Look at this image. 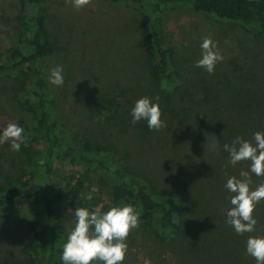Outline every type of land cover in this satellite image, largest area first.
<instances>
[{"label":"trees","instance_id":"16d2710c","mask_svg":"<svg viewBox=\"0 0 264 264\" xmlns=\"http://www.w3.org/2000/svg\"><path fill=\"white\" fill-rule=\"evenodd\" d=\"M98 1L122 5L139 15L149 80L144 89L136 79V86L130 87L128 94L120 93L122 103L113 98L107 100L109 108L103 113L108 125L106 141L68 132L60 120L57 92L48 82V60L57 44L46 26L47 0H16V43L0 53V80H3L0 90L8 100L11 91L16 96L20 115L14 123L24 129L26 138L14 153L5 152L0 146V215L3 209L14 205L30 206L35 226L19 248L26 264H63L60 257L67 234L60 222L64 205L70 203L89 212L131 205L139 214V232L162 247H171L183 234V215L189 200L197 199L194 205L200 210L199 203L206 200L204 195L195 194L197 185L192 184L205 183L206 144L209 151L229 156L224 144H231L237 136L252 140V131L264 132V118L260 113L245 115L246 111L238 110L233 101L221 99L217 89L220 82L209 79L227 70L226 61L231 57L227 49H219L223 61L216 64L213 73L195 66L201 58L202 38L210 36L217 44L209 32L193 26L197 32L188 34V47L184 49L180 46L182 41L175 43L162 36L167 11L188 9L210 18L211 21L204 20L209 25L237 23L248 32L264 37V0ZM71 93L75 96L72 89ZM145 96L159 104L166 128L149 130L144 120L132 123L131 109L136 100ZM104 101L103 97L94 99L88 110L95 112ZM229 113L231 116L225 121L223 116ZM135 143L148 147L145 149L148 152L153 149L162 152L159 174L151 172L137 158L142 148H133ZM193 156L204 170L193 171L188 176L191 182L188 190L177 187L176 181H171L173 186H170L155 179L184 174L185 159ZM5 167L11 171H2ZM260 210L263 213L264 205ZM260 210L253 215L264 225ZM202 229L192 222L195 264H215L211 262V250L220 246L212 242L210 246H215L212 249L205 243L199 247L203 234L196 232ZM240 249L235 253L239 260L235 259L238 264H244L246 250L243 245ZM231 262L237 264L232 256ZM246 263L256 264V261L251 257Z\"/></svg>","mask_w":264,"mask_h":264},{"label":"rangeland","instance_id":"374dc122","mask_svg":"<svg viewBox=\"0 0 264 264\" xmlns=\"http://www.w3.org/2000/svg\"><path fill=\"white\" fill-rule=\"evenodd\" d=\"M47 9L46 26L51 39L57 44L48 65L50 69L57 66L63 68V84L54 85L60 120L66 129H69L68 132L106 141L108 125H105L103 113L109 108L107 100L113 98L114 101L122 103L123 96L120 93L128 94L130 87L136 86V79L142 88L148 87L143 23L139 20V15L129 8L98 0H91L88 5L78 10L71 3H66V0H47ZM16 11V0H0V53L16 43ZM206 19L211 21L210 18L194 14L188 9L168 10L165 33L162 36L166 35L175 43L182 41L180 46L184 49L188 47V34L197 32L193 26L209 32L217 42V48L227 49L231 54L230 61H226L227 70H221L222 72L209 77L220 82L217 89L221 99L233 101L238 110L246 111L245 115L253 116L258 112L262 115L261 118H264V37L248 32L237 23L220 22L215 26L204 22ZM2 83L3 80H0V89ZM83 84L87 87L83 88ZM12 94L11 91L8 100L0 90V132L9 122L14 123L20 115L16 96ZM102 97L105 99L104 104L91 113L88 107L92 101ZM230 116L231 113L224 115V120ZM233 123L234 121L230 125ZM0 146L3 151L14 153L10 143ZM137 146L142 148L138 151L137 158L143 161L151 172L159 174L164 158L162 152L158 149L148 152L145 150L148 147L142 146L141 143H135L133 148L138 149ZM205 148V183H192L197 185L195 194L205 196L203 204L199 203L201 210L194 205L197 199L192 202L189 200L183 215V234L180 238L176 237L171 247H162L153 239L143 236L139 227L132 230L126 240L127 253L122 264H195V234L191 231L192 222L203 227L200 232H196L203 234L199 247L205 243L212 249L215 247L210 246L212 242L220 246L215 250L210 249V256L213 258L211 262H216L215 264H233L231 256L238 264L239 259L235 253L241 251V245L246 250L248 236L264 235V225L260 222H257L254 233L243 235L236 234L226 223V212L231 207V194L225 188L226 181L231 176L239 178L241 170H248L249 162L243 161L235 166L225 167L229 156L209 151L207 144ZM163 151L167 152L165 148ZM204 167H201L197 157L193 156L185 159L184 174L170 176L171 179H162L163 176L155 179L162 185L170 186H173L171 181H176L177 187H185L188 190L191 184L188 176H191L193 171L204 170ZM7 170L11 171V168H2L4 172ZM250 175L254 188L262 177ZM201 190L203 194L200 193ZM102 204L99 200V206ZM263 205L264 200L256 205L255 211L260 210ZM75 208L71 203L64 205L60 226L66 231L67 237L76 221ZM259 212L261 214L262 210ZM263 214L264 211L261 215ZM34 226V214L25 203L1 211L0 264H26V257L19 248L21 242L32 233ZM249 258L251 256L245 253L244 264H247Z\"/></svg>","mask_w":264,"mask_h":264},{"label":"clouds","instance_id":"9594fccd","mask_svg":"<svg viewBox=\"0 0 264 264\" xmlns=\"http://www.w3.org/2000/svg\"><path fill=\"white\" fill-rule=\"evenodd\" d=\"M90 2L91 0H66V3H71L77 10ZM200 47L201 58L196 61L195 66L211 74L216 64L223 61V56L210 36L202 38ZM48 82L55 86L63 84L62 66L49 70ZM131 116L133 124L146 121L149 130L166 128L161 119L159 104L150 97L136 100ZM25 139L24 129L16 123L9 122L0 132V145L10 143L12 151H19ZM223 148L229 154L225 167L235 166L243 161L249 162L248 170H241L239 178L231 176L226 181L225 188L231 194V207L226 212V223L238 235L254 233L257 220L253 213L256 205L264 200V179L253 188L250 174L264 177V132H254L252 140L237 136L231 144H224ZM74 216V227L68 234L60 257L63 264H92L93 261L122 264L127 253V237L139 227V214L133 206H112L106 212L75 208ZM246 254L253 257L256 264H264V235L248 236Z\"/></svg>","mask_w":264,"mask_h":264}]
</instances>
